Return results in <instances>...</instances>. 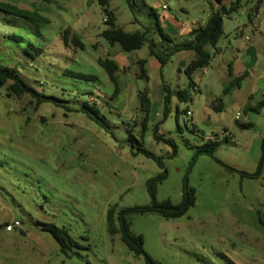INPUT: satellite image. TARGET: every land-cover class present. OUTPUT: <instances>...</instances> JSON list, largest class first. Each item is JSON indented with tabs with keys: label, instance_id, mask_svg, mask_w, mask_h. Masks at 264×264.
Returning a JSON list of instances; mask_svg holds the SVG:
<instances>
[{
	"label": "rangeland",
	"instance_id": "374dc122",
	"mask_svg": "<svg viewBox=\"0 0 264 264\" xmlns=\"http://www.w3.org/2000/svg\"><path fill=\"white\" fill-rule=\"evenodd\" d=\"M131 1H135L134 12L126 0H110L109 10L117 14L125 30L144 27L148 37L154 32L159 37L143 0ZM207 1L168 0L173 10L178 3L200 7ZM0 2L35 11L49 20L37 23L0 11V66L16 69L40 95L9 98L5 88H0V264H147L144 256L129 250L120 231L109 232L107 223L110 208L116 219L122 210L150 206L147 182L162 171L154 159L135 154L139 144L131 141L132 136L164 160L168 175L157 188L159 202L180 204L186 179L195 195L193 207L179 218L166 219L157 212L124 215L129 233L141 236L143 249L152 260L161 264H264V164L258 177L248 178L208 155L196 156V149L206 141H217V159L237 171L254 174L262 155L264 108L259 114L242 112L241 119L235 120L236 103L245 92L234 88L223 96L219 94L222 90L216 91L224 88L225 77L220 76L222 65L214 48H206L212 62L205 73L200 72L201 93L191 89L187 103L171 97L165 121L164 105L155 90L160 72L149 64L146 71L151 81L137 76L141 61L137 58H153L148 56V45L130 54L136 60L128 82L132 85L138 80L140 88H119L113 98L115 86L99 60H114L117 52L101 37L109 26L98 0ZM242 4L248 9L258 7L255 0ZM134 20L138 23L131 24ZM250 20L242 10L224 18L225 35L220 42L226 37L233 41ZM66 29L80 37L84 50L64 47L61 33ZM14 34L24 42L9 38ZM159 39L157 48L166 52V44ZM28 43L42 52L36 55L30 50L32 58H25ZM179 65L171 58L161 73L175 87L188 88L185 69ZM67 72L93 79L75 78ZM118 73L122 83L126 77ZM141 92L151 102L145 130ZM215 95L224 100L225 112L209 119L207 112H211ZM175 103L180 108L178 119ZM220 121L227 131L220 128L215 136ZM236 121L247 126L242 128ZM192 124L199 131L193 133ZM155 131L174 142L175 157H169V144L154 139ZM14 221L21 226L8 232L6 226ZM44 225L55 227L57 237L68 234L79 247L66 255ZM120 225L116 220L117 230Z\"/></svg>",
	"mask_w": 264,
	"mask_h": 264
},
{
	"label": "trees",
	"instance_id": "16d2710c",
	"mask_svg": "<svg viewBox=\"0 0 264 264\" xmlns=\"http://www.w3.org/2000/svg\"><path fill=\"white\" fill-rule=\"evenodd\" d=\"M131 10L134 12L133 4L135 1L126 0ZM243 0H213L214 7L212 8L211 15L205 24V26H199L198 28L194 29L192 36L194 37L193 41L189 44H186L179 47H173L168 48L166 52L161 51L157 48V44L148 37V30H145L143 32H134L129 33L126 32L124 29L118 27L116 25V18L114 14L109 10L110 8V0H98V3L102 9L103 14L107 17L106 24L109 26L108 29L104 30L101 33V37L105 39V41L109 45H119L120 48L127 52L131 53L133 51L140 50L144 45L149 46V53L152 57L158 60L161 67V72L163 68L170 62L171 58L174 56L176 52H178L180 49L190 50L195 53V58L188 64V66L185 68V75L188 80V88L186 90H180L175 93L177 99L180 102H188L191 100V94L190 90L196 88V83L193 80V75L201 70H204L208 68L211 65L212 62V55L206 51V48L212 47L216 48L217 44L220 40V38L224 35V18H228L234 13L239 12L243 9ZM228 3V4H227ZM144 7L147 8V15L150 18H154L156 29L158 30V33L160 37L163 40L164 45L170 42L171 40L166 37L162 33V28L160 26L159 21V14L155 9L147 7L145 4H143ZM0 11L13 15L16 17H20L26 20L34 21L37 23H49V20L41 15H39L35 11H28L24 9H20L14 5L0 2ZM9 38L14 39L18 42H24V39L22 36L19 35H11ZM62 43L64 47L66 48H76L79 50H84L85 45L80 39L79 36L76 34H73L70 29H66L61 33ZM167 46V45H166ZM30 50H34L36 55H39L42 50L39 47H35L33 44L28 43L26 47L24 48V57L25 58H32V54L30 53ZM145 60H141L139 62V70L137 73L139 80H149V76L147 74V71L145 69ZM99 64L101 67H103L107 74L109 75L110 80L115 86V91L113 94V98H116L119 93V87L117 82V76L116 72L118 70V66L115 61L105 59L99 60ZM68 75L84 79V80H91L93 79V76L85 75L82 73H72L67 72ZM228 74L230 77H232V70L229 66ZM244 79V76L239 78H233L229 86H227L224 89V94H229L232 89L236 87H240V82ZM5 88V93L7 97H17L21 98L24 95H31L33 97L39 98V93L29 85L23 77L17 73V70L11 67H8L6 65L0 66V88ZM165 90V99H164V113H163V120H167V117L169 115V104L171 102V97H173L172 93L168 89L166 85H164ZM140 103H141V109L142 112L145 114L144 121L142 122L143 130L146 129V123L148 116L150 114V99L145 94V92L140 93ZM264 108V94L263 98L256 103L255 106L248 105L244 109V113L248 112H254L256 114H259L261 110ZM216 112H220L222 110V101L219 100V105L214 106L213 108ZM188 110H186L187 113ZM180 113V110L177 112V119L178 115ZM237 124L245 128L247 125L239 123V121H236ZM197 127L192 124L191 131L193 133L196 132ZM144 132L141 134V140L143 141ZM154 139L158 142H165L169 144L172 148V154L169 157H175L177 155V146L174 144V142L170 140H164L160 136L157 135V132L154 133ZM131 141L137 142L139 144V147L137 149V152L135 154H143L146 157L152 158L157 162V165L160 169H162L161 173H159L157 176L151 178L147 182V191L151 198V205L147 207H133L128 208L125 210L120 211L119 215L115 219L114 214L115 210L110 208L107 213V223L109 227V232L111 234H115L117 231L121 232L122 240L126 244V246L129 248L130 251H132L137 257L144 256L147 264H161L159 262H156L152 260L148 254L143 249V242L141 236L138 238L133 237L126 226L124 215L127 213H142V212H157L160 215H162L166 219H173V218H179L184 216L188 210L193 207L195 203V195L194 190L189 188L187 179L185 180L184 185V194H183V200L180 204L174 205L170 200H166L163 202H159L157 200V188L158 186L167 179L168 171L165 167V163L163 158L156 157L151 151L145 149L142 145L140 140H138L135 137H131ZM133 144V143H132ZM188 145V144H187ZM220 145L219 142L215 141H206L204 144H202L200 147L196 149V156L197 155H208L216 160L217 163L224 166L230 171H235L236 173H239L243 177L248 178H256L260 175L263 164H264V139L262 142V155L259 161L258 170L254 174H249L242 171H237L227 165H225L222 161L217 159L215 157V152L217 147ZM118 220L120 222V228L117 230L115 228V222ZM45 230L48 232H51L52 235L56 238L59 245L61 246L62 252H64L66 255H68V251L71 250L74 247H79L78 243L73 240L68 234H66V237L60 238L57 237L56 228L52 227L50 225H44L43 226Z\"/></svg>",
	"mask_w": 264,
	"mask_h": 264
},
{
	"label": "crops",
	"instance_id": "0c3cea01",
	"mask_svg": "<svg viewBox=\"0 0 264 264\" xmlns=\"http://www.w3.org/2000/svg\"><path fill=\"white\" fill-rule=\"evenodd\" d=\"M255 1L258 4L257 8L254 7L255 8L254 9L252 7H249L248 9V7H245L242 9V13L249 14L250 17H252V20H250L248 24L246 23L244 24V26L235 34L233 41L230 40V37H226L224 38L223 42H220L219 40L217 47L214 48L215 50L214 55L217 59H219L222 65V67L219 70L220 76L225 77V81H224L225 85L223 84L224 88H216L217 92H221L222 90V92L219 94H222L223 96H227L231 94L232 91L229 94L225 95L224 89L227 86H229L233 78H239L244 76V79L240 82V87H236L238 91L244 89L243 91L245 92V94L241 97V99L243 100L239 104L236 103L237 111L235 113V117L237 114H240V118L238 120L241 119L242 112H244V109L248 105H251V103L252 105H254L257 102H259L263 98V94H264V0H255ZM143 3L149 8L155 9L158 12L162 33L171 40L166 44L168 48L170 47V49L176 46L181 48L182 46L191 43L194 39V37L192 36L194 29L198 28L199 26H205L211 15L212 8L214 7L213 0H208L207 5L202 4L200 7H197V5L183 6L182 4L178 3V6L174 10L171 9L168 0H143ZM116 15L117 14H115V16ZM191 16H197V17L192 18ZM150 19H151V23H154L153 26L155 29L156 26H155L154 18H150ZM130 23L135 24L138 23V21L134 20V21H130ZM116 25L124 29L118 23L117 16H116ZM142 30L145 31L146 29L143 27L141 30L132 29L125 31L129 33H134L140 31L143 32ZM156 30L157 29H155V31ZM249 30H251L252 32H249ZM159 37L157 36L156 32L149 35V38L152 39L157 44V46L158 44H161ZM111 47H114L117 52V56L116 58H114V60L118 66V70L116 72L118 87L140 88L137 83L139 79L136 80V82H134V84L132 85H129L128 82L129 81L128 76H130V74L128 73L129 69L134 64V60H136V59L133 60V58L130 56L132 52L127 53L117 45H113V46L111 45ZM208 52L211 53L210 51ZM148 56L152 57L150 53L148 54ZM172 58L177 59L180 62L179 68L182 67L183 69H185L188 66V64L195 58V53L190 50L180 49L178 52L174 54ZM137 60H145L146 63L144 67L147 71L150 64L153 70H157L158 72H160V76H161L160 83L156 85L155 90H157L158 94L160 95L158 100L162 101L163 105L166 94L164 90V85H166L170 90V92L173 94L172 100L176 97L175 93L177 91L189 89V88H181L180 85H176L175 87L174 85L168 83L165 77L162 75L163 70L161 73L160 63L154 57L152 59L137 58ZM229 66L231 67L232 70V77H230L228 74ZM120 71L126 77L125 80L124 79L122 80V83L120 82V77H118V75L120 74L118 72ZM201 71H204V73L206 72L205 69ZM201 71L193 75V80L196 83V88L194 89V91H197L199 94L201 93L200 85L202 83V79H201L202 75H200ZM131 75L134 76L136 75V73L134 74L131 73ZM150 81L151 78L149 76V80L147 81V83H149ZM207 89L210 91L213 90L214 88H207ZM219 96L220 95L218 96L215 95L214 99H212L211 101V105H210L211 112L210 111L207 112V117L209 119H212V117H214L212 115H215V113L223 115L225 112L224 100ZM219 100L222 101V110L220 112H216L213 108L214 106L219 105ZM178 102L180 101L178 100ZM175 105H176L175 107L177 113L178 110H180V108H179V104L175 103ZM191 117L194 118V113H192ZM219 124L220 126L213 133L215 134V136H218V131L220 128L227 131L226 126L222 121H220ZM194 125L197 127V131H199L198 126L196 124Z\"/></svg>",
	"mask_w": 264,
	"mask_h": 264
},
{
	"label": "built area",
	"instance_id": "2783aa9c",
	"mask_svg": "<svg viewBox=\"0 0 264 264\" xmlns=\"http://www.w3.org/2000/svg\"><path fill=\"white\" fill-rule=\"evenodd\" d=\"M164 8H165V7H164ZM187 115H188V116H191L192 113L188 110V111H187ZM235 118H236V120H238V119L240 118V114H237ZM19 226H21V225H20V222H19V221H14L13 223H11V224H9L8 226H6V230H7L8 232H11V231H13L15 228H18Z\"/></svg>",
	"mask_w": 264,
	"mask_h": 264
}]
</instances>
